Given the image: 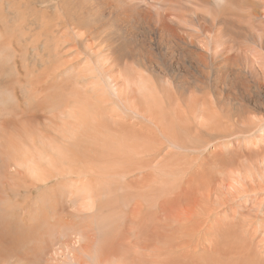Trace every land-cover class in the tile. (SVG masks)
<instances>
[{"label": "rangeland", "instance_id": "rangeland-1", "mask_svg": "<svg viewBox=\"0 0 264 264\" xmlns=\"http://www.w3.org/2000/svg\"><path fill=\"white\" fill-rule=\"evenodd\" d=\"M262 64L264 0H0V264H264Z\"/></svg>", "mask_w": 264, "mask_h": 264}, {"label": "bare ground", "instance_id": "bare-ground-1", "mask_svg": "<svg viewBox=\"0 0 264 264\" xmlns=\"http://www.w3.org/2000/svg\"><path fill=\"white\" fill-rule=\"evenodd\" d=\"M155 12H157V11H155ZM158 13H159V11H158ZM157 15H158V14H157ZM98 16H99V15H98ZM261 54H262V53H261ZM260 57H262V56H260ZM262 58H263V57H262ZM259 59H260V58H259ZM261 63H263L262 60H261ZM262 65H263V64H262ZM263 67H264V65H263ZM262 73H263V72H262ZM229 96H230V95H229ZM230 97H231V96H230ZM236 97H237V96H236ZM230 100H231V99H230ZM232 101H233V100H232ZM150 103H152V102H150ZM193 104H194V103H193ZM230 104H231V103H230ZM149 106H150V105H149ZM260 106H261V105H260ZM159 108H160V107H159ZM236 116H237V115H236ZM259 117H260V116H259ZM256 124L258 125V123L255 122V125H256ZM260 124H261V123H260ZM260 124H259V126L261 127ZM257 125H256V126H257ZM257 127H258V126H257ZM259 129H260V128H259ZM261 129H262V128H261ZM176 133H177V132H176ZM174 134H175V132H174ZM174 136H175V135H174ZM34 169H35V168H34ZM35 170H36V169H35ZM35 173H36V172H35ZM228 226H229V225H228ZM231 227H232V226H231ZM231 227H230V228H231ZM227 228H228V227H227ZM230 230H231V229H230ZM10 250H11V249H10ZM34 251H35V250H34ZM12 252H13V251H12ZM18 252H19V251H18ZM17 255H19V254H17ZM28 257H29V256H28ZM31 260H32V259H31ZM21 264H22V263H21Z\"/></svg>", "mask_w": 264, "mask_h": 264}]
</instances>
